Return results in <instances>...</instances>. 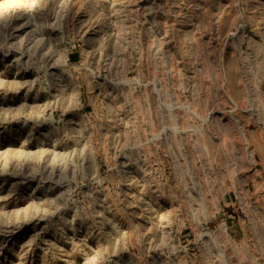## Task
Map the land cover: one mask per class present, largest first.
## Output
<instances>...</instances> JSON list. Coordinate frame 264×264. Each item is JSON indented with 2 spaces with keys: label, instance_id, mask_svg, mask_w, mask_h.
I'll return each instance as SVG.
<instances>
[{
  "label": "rangeland",
  "instance_id": "obj_1",
  "mask_svg": "<svg viewBox=\"0 0 264 264\" xmlns=\"http://www.w3.org/2000/svg\"><path fill=\"white\" fill-rule=\"evenodd\" d=\"M0 264H264V0H0Z\"/></svg>",
  "mask_w": 264,
  "mask_h": 264
}]
</instances>
